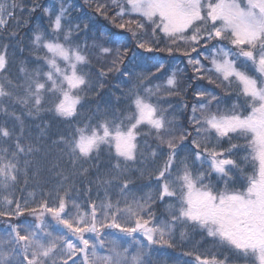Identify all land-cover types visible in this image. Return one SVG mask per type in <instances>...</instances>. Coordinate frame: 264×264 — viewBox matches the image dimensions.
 I'll return each mask as SVG.
<instances>
[{
  "label": "snow or ice",
  "instance_id": "1",
  "mask_svg": "<svg viewBox=\"0 0 264 264\" xmlns=\"http://www.w3.org/2000/svg\"><path fill=\"white\" fill-rule=\"evenodd\" d=\"M112 3L118 9L116 16L123 18L125 15H135L143 18L151 26L153 36L162 33L173 45L183 41L191 46V52L204 47L208 53L204 58L211 63V69H205L201 61L192 57L189 51L183 53L188 57V63L194 66V71L199 73L196 78H207L210 84L217 83V87L225 88L226 95L231 93L232 85L235 84L238 96L243 97V103L233 104L224 112L219 109L211 112L210 106L219 98L207 89L195 92L200 103L192 106L190 122L197 133L214 132L217 145L203 147L202 151L207 153L205 158L200 151L201 144L194 139L192 143L197 151L192 153L193 164L199 162V169L182 162V171H178L175 179H172L177 138L171 137L170 122L151 103L150 97L154 94L152 88L145 87L147 96L130 90L134 111L126 117L128 123L105 118L95 125L87 123L77 127L72 138L66 141L69 162L73 165L80 162V174H86L88 169L83 167V163L98 159L102 146H105L109 153L114 152V168L121 171L122 164L127 167L126 162L137 160V137L142 134L141 126L147 125L149 134H153L160 144H167L170 150L167 160L156 173V180L159 181L157 196L140 200L135 196L130 197L129 186L134 180L125 176L119 186L124 200L123 207L119 200L113 204L106 190V199L101 201L99 208L92 202L91 212H78L76 219L65 214L66 202L63 198L54 207L44 203L39 209H21L19 203H16L14 211L0 210V216H20L24 211H39L40 215L50 213L57 224L63 225L77 237L79 245L62 236L48 240L52 233L43 221L36 224L35 229L25 226L23 234L18 230L19 226L9 224V230L14 235L6 242L11 247L5 249L0 246V264H69V261L71 264H164L159 259L163 254L149 246L174 248V230L178 224L200 230L220 246L219 256L202 258L196 255L197 264H264V0H123V3L112 0ZM103 7L98 5L97 11ZM17 9L21 14L24 13L18 0H0V29L5 28L8 21L17 19ZM32 11H35V6ZM67 11L61 7L52 21L51 27L56 34L54 39L45 41L38 32L34 35L33 42L37 48L46 50L44 56L37 52L36 58L43 60L48 70L30 74L24 68L20 69L26 77L25 85H22L25 92L23 96L15 94L8 87L12 84L10 80L0 81V113L14 117L21 125L20 117L9 111L7 101L25 105L30 115L49 111L65 120H71L77 117L78 106H81L84 94L91 88L90 81L78 67L89 63L79 45L72 47L59 42L62 36L69 45L72 43L73 29L69 28L67 33L62 30V18ZM44 12L49 14L47 8ZM127 23L145 28V24L136 20ZM117 27L123 28L125 25L117 24ZM79 28L80 25H76L77 31ZM189 30L190 34L186 35ZM213 40L227 41L231 47L213 44L208 48ZM137 46L149 53L154 51L146 42H139ZM100 50L105 54L111 52L106 47ZM155 50L167 51L169 54L173 52L171 47ZM136 55L133 53V57ZM120 60L121 54L118 52L113 65ZM58 61H63L64 66ZM8 63L5 46L4 51L0 52V75H7ZM162 68L163 65H160L157 71ZM113 70L109 68L107 72ZM107 72L101 70V78ZM211 72H215L216 81L206 76V73ZM167 85L170 89L176 87L175 75L167 80ZM99 88H103L102 83ZM96 94L99 95L98 90ZM172 94L169 92V95ZM197 112H200L199 116ZM13 135L14 132L7 126L0 125V141L7 143ZM178 139L183 141L185 136L180 135ZM224 139H227L228 146L220 147L219 142ZM239 140L244 141L243 145L234 142ZM241 147L247 153L243 157L244 161L251 159L258 166L254 165L253 173L238 184L243 169L235 156ZM14 149L0 148V186L4 188L18 179L21 166L17 157L20 154L27 156L33 151L31 146L24 147L18 136ZM151 156L156 158L157 152L152 150ZM27 163L25 160V165ZM206 163L207 169L204 167ZM213 173L222 187L212 183ZM99 179L101 184H111V180ZM166 197L174 198V202L169 204L170 221L150 226L154 219L153 203L156 199L164 201ZM5 203L12 205L14 201L5 197ZM105 228L117 229L124 236L132 237L139 246L135 254H129L127 248L119 250L116 239H113L107 242L110 245L107 254L98 255L97 247L104 248L106 244L103 237L111 235L102 231ZM84 233L95 234L99 245L90 242ZM136 233L144 237L147 245L136 239ZM180 236L183 238L185 232L182 231ZM61 240L62 243L59 242ZM154 254L157 257L155 261Z\"/></svg>",
  "mask_w": 264,
  "mask_h": 264
},
{
  "label": "trees",
  "instance_id": "2",
  "mask_svg": "<svg viewBox=\"0 0 264 264\" xmlns=\"http://www.w3.org/2000/svg\"><path fill=\"white\" fill-rule=\"evenodd\" d=\"M18 2L22 4L24 13L21 14L17 9V19L8 21L7 26L0 29V52L4 51V47L7 46L9 62L7 75H0V81L10 80L12 84L8 87L15 94L23 96L25 92L22 85H25L26 77L20 69L24 68L30 74L48 70L47 64L36 58L37 52L40 56H44L46 51L37 48L33 42L34 35L38 32L45 41L54 39L56 34L51 24L55 16L59 14L61 7H64L68 11L62 18V30L67 33L69 28L73 29L72 43L69 45L62 36L59 42L72 47L79 45L81 53L87 57L89 63L78 67L90 81L91 88L84 94L85 98L81 106H78L77 117L71 120H65L49 111L30 115L29 108L25 105L7 101L9 111L20 117L22 125L14 117L0 113V125L7 126L14 132L13 138L7 143L0 141V148L8 147L14 151L15 140L18 136L21 144L26 148L31 146L33 151L27 156L20 154L17 157L21 166L17 181L9 184L7 188L0 186V210L14 211L16 203H19L21 209H39L44 203L54 207L59 199L63 198L66 202L65 214L76 219L78 212L80 214L91 212L92 202H95L99 208L101 201L106 199V190L113 204L119 200L120 206L123 207L124 200L119 186L125 176L134 180V183L129 186L130 197L135 196L137 200L146 199L148 196L156 197L159 185L156 173L167 160L170 150L167 144H160L153 134H149L148 126L142 125V134L137 137L139 144L137 160L126 162L127 167L122 164L121 171L114 168L116 163L114 152L109 153L105 146H102L103 150L98 159L94 158L83 163V167L88 169L86 174H80V162L76 165L69 162V149L66 141L72 138L77 127H82L87 123L95 125L105 118L115 119L117 122L123 120L125 124L128 123L126 117L134 111V105L131 104L129 96L130 90L147 96L148 94L144 91L145 87L152 88L154 94L150 97L151 103L156 105L163 112L166 120L170 122L171 137L177 138L172 179H175L176 173L183 169L182 148L196 152L197 149L192 143L195 139L201 144L200 151L204 155L203 147L211 148L217 145L214 133H197L190 122L192 106L200 103L195 92L198 89H207L219 98L210 106L211 112H217L218 109L224 112L233 104L243 103V97L238 96L235 84L232 85L231 93L226 95L225 88L217 87V83L210 84L207 78L202 80L196 78L199 73L194 71V66L188 63V57L183 53L185 50L189 51L192 57L201 61L205 69H211V63L204 58V55L208 54L204 47H198L197 52H191V46L183 41H178L176 45H173L166 37H163L162 33L153 36L151 26L143 18L135 15H125L123 18L116 16L118 9L113 5L112 0H18ZM120 3H123V0H120ZM98 5L104 6L99 12L97 11ZM34 6L35 11H32ZM45 8L49 10V14H45ZM129 20L139 21L145 24V28H137L135 23L128 24ZM117 24H124L125 27H117ZM76 25H80L78 31ZM190 31L186 35L190 34ZM13 33L15 35H12ZM139 42H146L154 48V51L149 53L139 48L137 46ZM213 44L231 47L227 41L213 40L208 44V48H211ZM105 47L111 50L110 54H105L100 50ZM167 47L173 48L171 54L167 51L155 50ZM118 52L121 54V60L114 66L113 61ZM133 53L137 54L136 57H133ZM160 65H163V68L157 71ZM109 68L114 70L107 72ZM117 68L118 71L115 70ZM101 70L107 72L103 78L100 76ZM122 73H129V75H122ZM173 75H175L176 87L170 89L167 80ZM206 76H211L216 81L215 72L206 73ZM41 79L43 80V77ZM101 83L103 84L102 89L99 88ZM96 90L99 91V95L96 94ZM169 92L174 94L169 95ZM196 115L199 116L200 112ZM180 135L185 136L183 141L178 139ZM234 142L241 145L244 143L243 140ZM219 146L227 147V139L220 141ZM152 150L157 152L156 158L151 156ZM245 155L247 153L241 147L235 156L243 169V173L239 174L240 183L244 182L245 177L254 171V162L251 159L244 161ZM25 160L28 161L27 165H25ZM99 178L111 180V184H101ZM5 197L13 200L14 203L7 205ZM172 202L174 198L166 197L164 201L155 200L152 205L154 219L150 226L153 224L159 226L170 221L169 204ZM39 218L43 219L44 224L48 226V231L52 233V236L47 238L48 240L62 236L59 231L64 226L57 225L50 213L45 212L40 215L39 211L37 213L24 211V214L20 216H0V231L2 232L0 246L5 249L11 247L6 243L14 235L9 230V224L19 226L18 230L23 234L25 226L35 229V225L41 222ZM102 231L106 234L111 233L103 237L106 244L101 250L102 255L107 254L108 247H110L107 242L113 239H116L119 250L123 251L127 248L129 254H135L137 251L139 246L132 237L124 236L117 229L105 228ZM182 231L185 232L183 238L180 236ZM84 236L89 238L90 242L99 243L93 233H84ZM134 236L147 245V241L140 233ZM174 238L176 246L171 249L166 246L161 248L159 245L149 246L163 254L159 259L164 264H197L196 255L202 258L220 255V246L200 230L192 229L190 225L183 227L178 224L174 230ZM185 253H192V255H185ZM156 258L154 254L153 261Z\"/></svg>",
  "mask_w": 264,
  "mask_h": 264
},
{
  "label": "rangeland",
  "instance_id": "3",
  "mask_svg": "<svg viewBox=\"0 0 264 264\" xmlns=\"http://www.w3.org/2000/svg\"><path fill=\"white\" fill-rule=\"evenodd\" d=\"M46 51V50H45ZM61 66L63 67V61H58ZM147 126V125H145ZM214 133V132H213ZM215 135V133H214ZM182 156H183V162H187L189 164L190 167L194 168V169H199L200 167V164L199 162H196L195 164H193V157H192V151L188 150V149H185V148H182ZM205 158H207V153H204L203 155ZM254 162V161H253ZM254 164L256 165V162H254ZM258 166V165H256ZM205 169H207V163L205 164ZM212 183L213 184H217L218 186L222 187V185H219L218 181L215 179V174L213 173L212 174ZM240 183V180L238 181V184ZM39 220L43 221V219H40ZM57 224V223H56ZM55 224V226L57 227V225ZM61 233V235L63 236L64 239H71V241L73 243H76L79 245V240L77 239V237L75 235H72L71 232L69 230H67L66 228L62 227L59 231ZM0 239H2V232L0 231ZM99 245V243L97 244ZM101 250L102 248H99V246L97 247V253L98 255H102L101 253ZM106 255V254H105Z\"/></svg>",
  "mask_w": 264,
  "mask_h": 264
}]
</instances>
